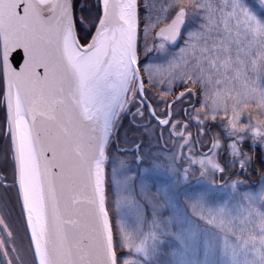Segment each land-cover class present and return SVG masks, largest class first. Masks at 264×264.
Here are the masks:
<instances>
[{
  "label": "snow or ice",
  "instance_id": "1",
  "mask_svg": "<svg viewBox=\"0 0 264 264\" xmlns=\"http://www.w3.org/2000/svg\"><path fill=\"white\" fill-rule=\"evenodd\" d=\"M249 169L264 0H0V264H264Z\"/></svg>",
  "mask_w": 264,
  "mask_h": 264
},
{
  "label": "rangeland",
  "instance_id": "2",
  "mask_svg": "<svg viewBox=\"0 0 264 264\" xmlns=\"http://www.w3.org/2000/svg\"><path fill=\"white\" fill-rule=\"evenodd\" d=\"M245 184H250L251 186H248L249 189H251L252 187H255L256 189H259V187L261 186L262 183H264V180H262V178L260 177L259 180H255V183H252L249 179H246L244 177L241 178Z\"/></svg>",
  "mask_w": 264,
  "mask_h": 264
},
{
  "label": "trees",
  "instance_id": "3",
  "mask_svg": "<svg viewBox=\"0 0 264 264\" xmlns=\"http://www.w3.org/2000/svg\"><path fill=\"white\" fill-rule=\"evenodd\" d=\"M242 178V177H241ZM245 178H248V179H253V180H259L260 179V175H259V172H252L251 169H249V172L248 174L245 176Z\"/></svg>",
  "mask_w": 264,
  "mask_h": 264
},
{
  "label": "flooded vegetation",
  "instance_id": "4",
  "mask_svg": "<svg viewBox=\"0 0 264 264\" xmlns=\"http://www.w3.org/2000/svg\"><path fill=\"white\" fill-rule=\"evenodd\" d=\"M193 131H194V129H193ZM242 177H244V176H242Z\"/></svg>",
  "mask_w": 264,
  "mask_h": 264
}]
</instances>
